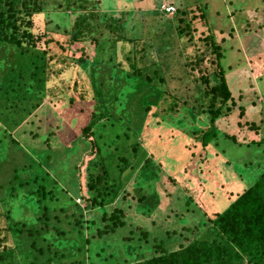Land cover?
Wrapping results in <instances>:
<instances>
[{"label": "trees", "instance_id": "16d2710c", "mask_svg": "<svg viewBox=\"0 0 264 264\" xmlns=\"http://www.w3.org/2000/svg\"><path fill=\"white\" fill-rule=\"evenodd\" d=\"M113 2L0 0V264H264V141L251 143L260 163L232 166L238 142L217 123L236 106L222 63L228 37L215 39L202 4L180 6L170 18L161 3L152 14L142 13L153 18L149 25L136 10L120 12ZM43 15L47 21L40 26ZM55 18L64 27L52 26ZM179 43L184 72L200 94L194 103L169 88V59ZM175 116L180 133L171 146L188 135L196 144L183 161L170 157L165 163L173 190L185 191L176 197L174 213L161 218L173 220L156 231L132 224L127 211L150 216L158 210L162 163L155 161L167 148L157 143L156 132L171 129L166 120ZM66 128L76 132L68 146ZM212 145L221 148L215 163L245 186L234 196L217 186L219 166L207 171L208 179L202 174ZM82 150L90 155L78 163ZM54 163L66 171L58 176ZM146 182L153 189L142 195ZM132 185L141 194L137 203L129 197ZM204 190L210 201L200 207L196 198ZM73 193L65 206L51 205ZM24 197L35 218L15 221L11 207ZM76 199L99 213L84 217ZM225 201L233 202L220 211L216 204L225 207ZM130 225L139 235L122 232ZM94 231L96 243L88 235Z\"/></svg>", "mask_w": 264, "mask_h": 264}, {"label": "rangeland", "instance_id": "374dc122", "mask_svg": "<svg viewBox=\"0 0 264 264\" xmlns=\"http://www.w3.org/2000/svg\"><path fill=\"white\" fill-rule=\"evenodd\" d=\"M163 1L164 0H133L131 2H128L127 0H117L116 3V1L114 0L112 6L114 9H116L118 6V11L120 12L121 10H136L140 14V20H142L143 17L145 20L148 19L147 21L149 23L153 18L142 15V13L146 14L150 11L149 15L152 14V12L156 9L155 7H159ZM168 1L173 2L177 8L181 6L183 9H193V7L195 8L199 4L206 6L209 26L212 28L213 34H216L215 39L219 40L223 36L225 38L228 37V41L221 44L222 47L226 49V56L223 59L222 63L224 66H226L227 69V80L230 85V89L232 90L236 106L232 108L233 111L231 113L227 114V112H225V114L221 116L217 123L219 124L220 129L227 133L228 136L236 138L238 143L235 144H237L238 146L239 144L245 145L243 147L237 146V148H232V166L239 165L240 161H242L241 165H243L244 163H246V160H250L255 165L260 163L262 160V155L259 154V152L257 153V148L251 143L264 141V0ZM102 4L108 6L109 2L102 1ZM120 12H116L115 14L118 16ZM51 16L52 15H49V21L51 19ZM46 21V16L43 15L40 18V26H42V24ZM151 23H149V25ZM52 26L64 27L61 21L58 19L56 20V23ZM151 28L153 29V26ZM200 31H203V28H200ZM105 32H107L106 29ZM143 34L144 29H141L140 36H143ZM230 34H232V36ZM182 46L183 45L180 43L175 45L174 49L172 50V56L169 59V88L182 102L189 101L191 103H194V97L198 98L200 94L196 89V83L193 82L189 77H187L186 73L184 72L183 64L185 58L179 55V52L182 50ZM49 101L50 98L45 100V105L49 103ZM242 110H244L245 113H242ZM40 113H43L41 109L39 111V114ZM183 117L185 118L189 116L187 114H183ZM179 119V116H175V119L167 117L166 122H168L171 129L167 130L166 132H156V137L158 138L157 143L159 142V140H161L159 145L162 146L163 150L167 148V153L163 155L162 159L160 161H155L157 163H162V167L158 171L161 177L159 176L158 178L160 179L158 180V182L155 183L157 191L160 195L163 196L160 206L158 210L150 216L144 215L142 211L137 212L136 209L128 210L127 216H129V218L132 217V224L141 225L142 227L148 226L147 228L155 229L157 231L159 230L162 224H166L167 221L173 220L170 218L167 221L161 222V218H168V215L174 213L173 211L176 209V206H178V203H176L175 200L176 197L181 196L184 198V187H182V191L173 190L174 183H172L171 180H168V169L165 165V163H168L170 157H175L177 160L183 161L184 155H189L190 153H192V150L195 149V136L192 135H188L189 139L186 140L185 143H179L177 145L171 146L172 142L169 141L172 136H175V134L177 136L180 133L179 131H175L176 126L174 125L177 124ZM23 127L27 129L28 124L23 125L16 132L21 131ZM67 129H69L68 132ZM76 131L79 130L76 129ZM16 132L15 135L17 136ZM63 132L66 135V142L68 146V144L73 141L76 132H71L70 128H66ZM28 141H30L28 136L24 140H22V144L25 146L26 149V146L29 145L28 143H26ZM212 148L214 150H212L209 154V161L211 162H207L208 164L204 166V169L202 170L203 176L208 179L209 175L207 174V171L210 168H213L214 166H219L217 169L219 173L217 178L215 179V182L217 183L218 181L219 185L217 186L220 188V190H226V192L231 196H234L235 194L243 191V188L245 187L244 184L236 183V179L238 178L237 174L235 173L232 176H229L223 171L225 168H221L222 163H219L221 161L215 163L216 160L214 152L219 153V149L221 148H218L213 145ZM60 152L63 153L62 151ZM78 153V163L81 160L80 158H82V156L84 157L86 154L90 155L89 152H86L84 154L83 150ZM221 157L222 156H220V158ZM224 160L228 161V159H223L222 161L225 162ZM57 166L58 164L54 163V168L57 171V175L60 176L66 170L62 166H60V168H57ZM62 169H64V171H61ZM142 171L146 170L143 169ZM253 174L254 171L250 169L248 171V175ZM138 176L139 175H137V177ZM139 178L140 177L136 178L135 181L137 182V179ZM193 179L195 180L196 189L200 191L201 185H199L200 182L198 181V178L193 176ZM232 180L233 182H231ZM227 182H230L231 185L227 184ZM132 186L129 188V197L132 202L134 201V203H137V197L139 198L141 195L138 191L139 187L137 185L135 187L134 185ZM152 189L153 185L146 182L145 188L141 191L142 195H148L152 191ZM170 191H174L175 193L174 197L172 196L173 198H171V200ZM206 193H208V191L204 190V193H199L197 195V204L200 205V207H205L206 203L210 201ZM71 196L75 198L76 193H73L72 195L65 194V201L51 202V205L59 209L66 205L64 203L71 202ZM184 200H182V202H184ZM76 201L81 205L82 208L85 209L84 217L97 215L99 213V211H89L88 209H86V202L82 199H76ZM169 201H171V203ZM232 202L229 203L228 201L227 203L225 201L224 203L228 204L225 207L222 204H216V206L220 211H224ZM124 203L125 200H121V204ZM31 206L32 205L28 202L25 197L22 198L21 202H17L16 204L12 205L11 209L13 211L12 215L14 217V220H22L20 222L32 221L35 217L33 214V208ZM113 208L114 206L109 207V209ZM197 222L198 220H195L190 223L197 224ZM122 232L124 234L127 232L126 235H130L132 237L139 235V231H137L136 228L132 225L128 226V228ZM93 234L97 236L96 231L88 235L91 241L96 243L97 237L93 236ZM120 240L122 241V238H120ZM115 242L119 241L116 240ZM109 243L112 244L114 242ZM58 248H60V250L64 249L62 246H59ZM112 248V252H114V246H112Z\"/></svg>", "mask_w": 264, "mask_h": 264}, {"label": "built area", "instance_id": "2783aa9c", "mask_svg": "<svg viewBox=\"0 0 264 264\" xmlns=\"http://www.w3.org/2000/svg\"><path fill=\"white\" fill-rule=\"evenodd\" d=\"M161 10L165 12L167 15H173L176 13L177 7L168 1H164V3L161 6Z\"/></svg>", "mask_w": 264, "mask_h": 264}, {"label": "clouds", "instance_id": "9594fccd", "mask_svg": "<svg viewBox=\"0 0 264 264\" xmlns=\"http://www.w3.org/2000/svg\"><path fill=\"white\" fill-rule=\"evenodd\" d=\"M164 1H168V0H164ZM164 1L162 2V4L164 3ZM168 2H170V1H168ZM170 3H172V4H174L173 2H170ZM175 5V4H174ZM162 6V5H161ZM160 10H161V8H160ZM162 11V10H161ZM163 12V11H162ZM164 14H166L165 12H163ZM167 15V14H166ZM174 15V14H173ZM173 15H167V16H169V17H171V16H173ZM80 200V199H79Z\"/></svg>", "mask_w": 264, "mask_h": 264}]
</instances>
